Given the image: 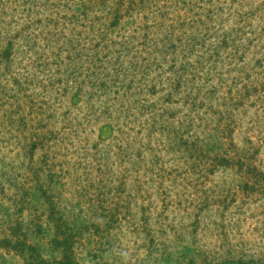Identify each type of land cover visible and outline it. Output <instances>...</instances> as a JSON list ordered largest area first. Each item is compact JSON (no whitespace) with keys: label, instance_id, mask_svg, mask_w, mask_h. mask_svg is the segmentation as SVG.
<instances>
[{"label":"rangeland","instance_id":"374dc122","mask_svg":"<svg viewBox=\"0 0 264 264\" xmlns=\"http://www.w3.org/2000/svg\"><path fill=\"white\" fill-rule=\"evenodd\" d=\"M81 1L0 0L1 34L13 37L29 19L38 22L27 31L38 37L32 51L21 49L12 66L0 68V242L5 236L23 235L38 255L37 264H61L64 252L54 243L58 235L52 218L62 219L71 234L78 232V244L72 248L77 264H186L190 260L202 264L203 259L212 264H264V194L257 186H246L247 176L235 168L210 163L203 171H170L183 161L175 152L183 148L171 150L158 130L162 115L158 95L148 100L158 105V110L150 111L160 122L152 129L153 117L143 114L136 135L129 137L136 142L132 154L128 151L126 157H118L121 145L117 147L113 137L119 122L104 114L108 108L110 112L116 109L111 102L117 96L113 92L94 95L86 87L78 94L76 87L82 81L81 85L87 84L85 73L75 83L70 72V18L81 11ZM189 1L178 0L172 9L187 12ZM224 1L202 0L200 4L224 9L229 0ZM109 7L113 0L86 15L85 23L101 20L92 22L91 33L85 29L79 45L112 44L113 53L121 37L143 23L139 18L151 17L161 4L149 0L141 16L133 13L103 36L96 31ZM104 37L108 41H102ZM19 107L26 108L18 111ZM170 113H175L177 121L186 115L194 120L199 117L201 121L194 126L199 139L210 137L204 129L218 119L204 110L196 116L193 111L189 114L181 105L172 107ZM229 124V139L211 133L206 157L218 160L237 150L247 153L257 171L264 173V102L245 103L233 112ZM29 127L39 128L47 140L43 151L23 157L17 140L28 135ZM23 201L22 207L17 206ZM110 209L118 224L97 233L93 227L101 225L97 215ZM147 231L155 237L150 253L145 246ZM12 246L0 247V264H32L30 253Z\"/></svg>","mask_w":264,"mask_h":264},{"label":"trees","instance_id":"16d2710c","mask_svg":"<svg viewBox=\"0 0 264 264\" xmlns=\"http://www.w3.org/2000/svg\"><path fill=\"white\" fill-rule=\"evenodd\" d=\"M105 1L83 0L79 7L80 13L70 18V72L75 83L85 73L87 84L81 85L85 82L82 81L80 87H76L78 94L82 92V87H86L94 95L107 96L113 92V95L117 96L116 100L111 102V106L114 104L116 109L110 112L108 108L104 114H107L106 118L119 122L114 131L117 136L113 137L115 145H121L118 157H126L128 151L132 154L131 147L136 142L129 137L131 134L136 135L139 118L147 113L153 117L150 128H155L152 126L161 121L158 130L165 135L171 150L176 146L183 148L182 151H175L184 158L183 161H178L179 167H172L170 171H194L198 168L203 171L211 167L210 163L221 168H235L247 176L246 186H257L264 194V173L257 171L251 163V158L246 156L247 153L234 150L218 160H213L206 157L205 151L212 132L226 136L225 139L231 137L232 128L229 122L236 109L242 108L249 101L256 104L264 102V0H260V3L259 0H256V3L252 2L255 0H229V7L224 9L218 7L219 5L203 7L200 4L202 0H191L185 5L187 12L172 9L177 8L178 0H159L161 7L155 10L156 13L151 17L139 18L143 23L131 29L128 36L124 34L113 53L110 48L112 44L107 46L91 42L89 48L79 45L78 40L85 35L86 30H89V33L93 31V21L98 23L101 20L94 18L93 21L85 23L86 15L93 13L95 9V12H98ZM246 1L251 4L244 7L242 4ZM148 2L149 0H113V7L105 8L106 15L102 18L104 22L99 24L96 32L106 36L133 13L137 17L141 16ZM257 3L259 4L256 5ZM244 8L246 11H243ZM259 23L262 26H259ZM37 24L38 22L29 19L27 25L13 37L0 33V68L3 65L12 66L22 53L21 49L26 53L32 51L34 40L38 37H33L27 31ZM21 40L23 43H18ZM30 64L34 65V62ZM27 65L29 66V63ZM26 84L29 85L28 80ZM88 95L94 96L92 93ZM157 95L159 99L156 103L161 102L160 121L154 120L153 113L158 105L150 104L148 100L151 97L157 98ZM219 101L220 104L216 107L218 111H214L213 106ZM178 105L188 113L193 111L195 116L200 110L209 113L210 118L217 115L218 119L215 122L212 120L213 127L206 126L204 129L210 137L199 139L201 134L197 135L194 131L195 124L201 121L199 117L194 120L190 115H186L183 121L175 120L176 115L170 113V109ZM20 108L18 111H23L26 107ZM150 108L153 111H150ZM112 114L117 117H110ZM20 123L24 125V120ZM26 131L28 135L22 140H17L19 153L28 157L37 150L43 151L47 139L40 133L39 128L29 127ZM97 202L100 204L99 200ZM24 203L20 202L17 206L22 207ZM95 209L101 211L100 207ZM95 214L97 215V212ZM97 216L98 220H101V225H93L97 233L108 232L118 224L111 209ZM50 220L58 235L54 243L64 252L61 264H77L72 248L78 244V232L71 234L62 219ZM145 236L146 252L150 253L155 246V237L151 231H147ZM24 237L16 234L5 236L0 245L6 248L13 244L12 248L18 252L30 253L32 264H37L38 255L28 246ZM165 254V251L161 252L160 259ZM258 263L261 262H256ZM186 264L194 263L190 260ZM202 264H212V261L203 259ZM225 264L234 263L226 261Z\"/></svg>","mask_w":264,"mask_h":264}]
</instances>
